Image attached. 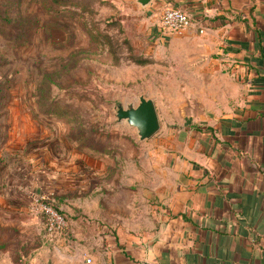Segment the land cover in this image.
I'll return each instance as SVG.
<instances>
[{
	"label": "rangeland",
	"instance_id": "obj_1",
	"mask_svg": "<svg viewBox=\"0 0 264 264\" xmlns=\"http://www.w3.org/2000/svg\"><path fill=\"white\" fill-rule=\"evenodd\" d=\"M165 1L158 20L180 9ZM148 18L135 0H0V264L91 260L100 231L150 223L159 166L207 93ZM140 95L159 120L144 141L115 116Z\"/></svg>",
	"mask_w": 264,
	"mask_h": 264
},
{
	"label": "crops",
	"instance_id": "obj_2",
	"mask_svg": "<svg viewBox=\"0 0 264 264\" xmlns=\"http://www.w3.org/2000/svg\"><path fill=\"white\" fill-rule=\"evenodd\" d=\"M165 2L194 26L164 33L151 0L150 36L176 46L207 103L182 119L171 163L159 166L150 223L100 231L90 262L69 264H264V0Z\"/></svg>",
	"mask_w": 264,
	"mask_h": 264
},
{
	"label": "water",
	"instance_id": "obj_3",
	"mask_svg": "<svg viewBox=\"0 0 264 264\" xmlns=\"http://www.w3.org/2000/svg\"><path fill=\"white\" fill-rule=\"evenodd\" d=\"M151 0H135L142 8L146 7ZM117 121H125L130 127L135 128L140 141L152 137L159 130V120L156 107L151 99L143 95L138 97L137 104L128 103L122 105L118 103L115 107Z\"/></svg>",
	"mask_w": 264,
	"mask_h": 264
},
{
	"label": "built area",
	"instance_id": "obj_4",
	"mask_svg": "<svg viewBox=\"0 0 264 264\" xmlns=\"http://www.w3.org/2000/svg\"><path fill=\"white\" fill-rule=\"evenodd\" d=\"M193 26L194 23L190 15L178 8H165L160 17V27L166 34H181ZM199 33H202L201 29H199ZM40 210L46 217L48 233H54L64 226L63 217L56 210L46 205L40 206ZM85 262L89 263L90 258H86Z\"/></svg>",
	"mask_w": 264,
	"mask_h": 264
}]
</instances>
